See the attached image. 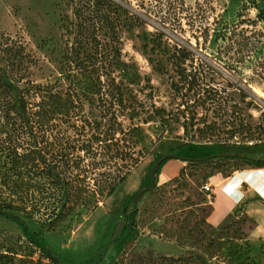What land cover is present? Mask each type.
<instances>
[{"label": "trees", "instance_id": "trees-1", "mask_svg": "<svg viewBox=\"0 0 264 264\" xmlns=\"http://www.w3.org/2000/svg\"><path fill=\"white\" fill-rule=\"evenodd\" d=\"M149 1H154V8L148 14L173 30H183L181 21L190 17V7L184 0ZM67 6L71 16H64L62 25L66 44L59 61V78L53 83L33 81L37 59L22 42L0 37V216L14 223L26 242L50 264L61 263L58 253L43 238V229L53 230L81 211L95 209L140 162L137 146L143 132L135 120L143 124L158 121L166 131L179 124L188 136L195 125L202 128L197 127L194 133L217 126L218 122L205 121L211 113L230 130L240 129L243 137L252 138L243 108L234 98L237 91L244 92L239 84L229 81L222 86L211 63L190 46L177 41L171 44L154 24L155 32L145 33L144 40L149 37L155 56L149 62L162 78L158 94L168 99L169 109L156 106L157 96L149 84L137 91L131 89V67L122 58L123 37L145 28L148 22L126 0H69ZM257 17L264 21L262 11ZM244 23L238 20L236 25H228L221 20V28L213 29L214 41L221 39V62L231 73L239 75L238 68L250 62L248 81H263L264 54L257 44L264 36L260 32L247 35L240 28ZM247 23L256 26L255 22ZM201 36L206 45L208 30ZM194 38L200 44V39ZM241 99L245 103L246 98ZM198 110L204 116L198 117ZM178 151L175 148L167 154L176 155ZM214 159L239 161L242 167L234 166V171L264 168V158L237 154L177 160L191 165ZM169 160L157 168L156 181ZM219 167L215 164L216 170L220 171ZM5 208L40 217L43 228L33 231ZM137 214L133 203L115 208L112 217L122 225L98 249L95 260L84 264H100L110 247L126 234L138 233Z\"/></svg>", "mask_w": 264, "mask_h": 264}, {"label": "rangeland", "instance_id": "rangeland-1", "mask_svg": "<svg viewBox=\"0 0 264 264\" xmlns=\"http://www.w3.org/2000/svg\"><path fill=\"white\" fill-rule=\"evenodd\" d=\"M126 1L148 22L145 28L134 29L123 37L122 58L131 67V89L137 91L149 84L157 96L156 106L169 109L168 99L158 94L162 78L149 62L150 57L155 58L147 41L149 37L144 40L145 33L155 32L151 25L154 24L171 44L177 41L190 46L195 54L211 63L219 73L215 76L216 81L222 86L228 85L229 81L233 85L239 84L244 92L237 91L234 98L243 108V119L250 125L252 138L250 135L243 137L245 133L240 129L230 130L211 113L205 121L207 124L218 122L217 126L211 125V128L194 133L197 127L202 128V125H195L188 136L179 124L166 131L158 121L143 124L135 120L134 124L141 127L143 134L137 146L142 158L125 178L134 179L133 190L122 198L123 186L119 184L114 190L115 199L111 198L113 192L95 209L81 211L53 230L43 229V238L58 253L61 264H84L87 260H95L98 249L106 244L115 228L122 225V221L112 217L114 209L132 203L140 190L150 188L152 166L168 151L179 148L176 155L180 158H207L223 151L230 155L264 156V80L248 81L250 62L238 68L241 76L231 73L224 61L221 62V39L214 41L213 33V29L221 28V20L228 25L244 20L246 23L240 27L244 33L260 32L264 36V21L257 17L260 11L264 14V0H184L185 6L190 7V17L181 21L182 31L171 29L147 13H153L154 1ZM68 3L69 0H0V37L22 42L37 59V67L32 69L31 76L37 83H53L59 78V61L66 44L62 25L64 16H71ZM249 21L255 22L256 26L247 23ZM206 30L208 40L204 45L201 34ZM194 37L200 39V44ZM257 48L264 54V38ZM247 82L250 84H245ZM143 92H147V88ZM241 98H246L245 103H241ZM197 115L204 116L201 110ZM215 164L220 166V171L215 169ZM234 166L242 167L237 160L214 159L191 165L177 159L167 161L160 169L155 187L136 203L138 233H128L110 247L104 259L111 253L104 264H264V244L249 239L251 224L245 215L226 217L217 227L206 223L210 207L202 206L206 199L202 185L215 175L232 174ZM4 210L18 215L33 231L43 228L44 222L38 216H26L12 208ZM0 264L50 263L26 242L14 223L0 216Z\"/></svg>", "mask_w": 264, "mask_h": 264}, {"label": "crops", "instance_id": "crops-1", "mask_svg": "<svg viewBox=\"0 0 264 264\" xmlns=\"http://www.w3.org/2000/svg\"><path fill=\"white\" fill-rule=\"evenodd\" d=\"M207 183L211 186V198L205 194L202 203L203 207H210L206 223L217 227L226 217L245 215L251 224L249 239L264 244V168L244 167L225 177H210Z\"/></svg>", "mask_w": 264, "mask_h": 264}, {"label": "water", "instance_id": "water-1", "mask_svg": "<svg viewBox=\"0 0 264 264\" xmlns=\"http://www.w3.org/2000/svg\"><path fill=\"white\" fill-rule=\"evenodd\" d=\"M180 157L177 155H172V154H166L165 156H163L162 158H160L152 167L151 173H150V178H151V186L148 189H142L140 190L137 195L134 197L132 203L136 204L138 202V200L141 198V196L143 194H145L148 190H151L155 187L156 185V179H155V173L157 168L160 166V164L166 160V159H179Z\"/></svg>", "mask_w": 264, "mask_h": 264}, {"label": "bare ground", "instance_id": "bare-ground-1", "mask_svg": "<svg viewBox=\"0 0 264 264\" xmlns=\"http://www.w3.org/2000/svg\"><path fill=\"white\" fill-rule=\"evenodd\" d=\"M135 181H134V179L132 178V179H130V180H128V179H126L123 183H121L120 184V186L122 187V195H121V197L123 198L126 194H128V193H130L132 190H133V188H134V185H135V183H134ZM126 183H129V185H123V184H126ZM116 191H114V193L112 194V196H111V198H113V199H115L116 198ZM110 253L111 252H109V255H110ZM108 255V256H109ZM108 256L100 263V264H104L107 260H108Z\"/></svg>", "mask_w": 264, "mask_h": 264}, {"label": "built area", "instance_id": "built-area-1", "mask_svg": "<svg viewBox=\"0 0 264 264\" xmlns=\"http://www.w3.org/2000/svg\"><path fill=\"white\" fill-rule=\"evenodd\" d=\"M201 189H202V191L205 194L209 195V198H211V195H210V193H211V186L208 183H205L204 185H202V188Z\"/></svg>", "mask_w": 264, "mask_h": 264}]
</instances>
